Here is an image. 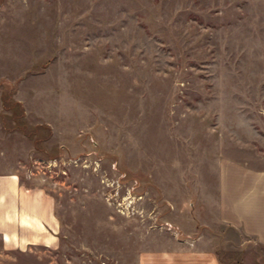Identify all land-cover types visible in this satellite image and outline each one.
Wrapping results in <instances>:
<instances>
[{
    "label": "rangeland",
    "instance_id": "374dc122",
    "mask_svg": "<svg viewBox=\"0 0 264 264\" xmlns=\"http://www.w3.org/2000/svg\"><path fill=\"white\" fill-rule=\"evenodd\" d=\"M226 162L264 172V0H0V176L58 221L0 264H137L175 239L264 264L218 227Z\"/></svg>",
    "mask_w": 264,
    "mask_h": 264
},
{
    "label": "crops",
    "instance_id": "0c3cea01",
    "mask_svg": "<svg viewBox=\"0 0 264 264\" xmlns=\"http://www.w3.org/2000/svg\"><path fill=\"white\" fill-rule=\"evenodd\" d=\"M216 216L219 226L252 239L264 251V172L226 162L218 173ZM54 201L42 190L26 189L14 175L0 176V247L11 250L57 245ZM197 240L175 239L170 248L142 252L137 264H220L214 248ZM213 243V242H212Z\"/></svg>",
    "mask_w": 264,
    "mask_h": 264
},
{
    "label": "trees",
    "instance_id": "16d2710c",
    "mask_svg": "<svg viewBox=\"0 0 264 264\" xmlns=\"http://www.w3.org/2000/svg\"><path fill=\"white\" fill-rule=\"evenodd\" d=\"M4 101H6V100H5V97H4Z\"/></svg>",
    "mask_w": 264,
    "mask_h": 264
}]
</instances>
